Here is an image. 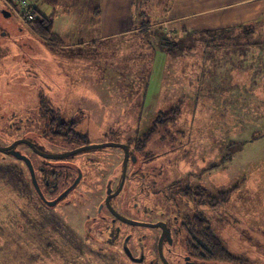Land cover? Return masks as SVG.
Segmentation results:
<instances>
[{
	"label": "rangeland",
	"instance_id": "374dc122",
	"mask_svg": "<svg viewBox=\"0 0 264 264\" xmlns=\"http://www.w3.org/2000/svg\"><path fill=\"white\" fill-rule=\"evenodd\" d=\"M98 1L33 0L44 14H54L59 45L32 34L15 18L25 27L17 30L22 33L17 46L21 57L33 59L18 68L11 58L0 95L12 98L4 106L26 110L44 93L83 118L80 128L94 144L118 142L125 131L145 129L158 112L177 108L175 125L166 128L178 142L159 141V134L154 141V154L165 144L176 155L151 160L149 165L160 159L171 162L157 189L173 192L170 200L183 213L193 203L186 205L178 191L195 182L194 175H204L213 192L236 188L227 205L200 208L234 256L246 264H264V23L255 33L241 28L216 36L198 30L174 33L165 24L138 31L142 20L170 16L173 0H134L132 30L103 37ZM0 5L5 7L1 0ZM139 10L145 14L136 16ZM121 24L117 26L127 28ZM168 38L186 46L180 52L183 62L162 47ZM30 68L37 73L33 80L24 71ZM72 145L67 143L66 150ZM115 149L99 148L75 158ZM71 159L63 162L69 167ZM13 161L22 164L0 159V264H122L85 237L89 201L83 200L78 215L37 207L26 197L27 171H17ZM90 211L96 214L94 208Z\"/></svg>",
	"mask_w": 264,
	"mask_h": 264
},
{
	"label": "flooded vegetation",
	"instance_id": "af4514ba",
	"mask_svg": "<svg viewBox=\"0 0 264 264\" xmlns=\"http://www.w3.org/2000/svg\"><path fill=\"white\" fill-rule=\"evenodd\" d=\"M1 2L5 7L0 5V92L2 85L7 84V80L3 82V76L8 71L11 58L16 60L18 68L25 63L30 64L33 59H22L21 47H17L22 37L18 31L22 32L26 26L16 24L17 17L3 0ZM30 32L48 43L59 45L36 31ZM22 40L26 42V39ZM32 68L24 71L33 80L37 73ZM11 98L0 95V159L9 160L10 157L22 163L13 161L17 171L24 168L27 171L24 188L31 203L45 211L57 209L64 214L74 212L78 215L83 200L89 201L86 211L94 208L96 214L85 211L86 215L89 214L85 237L93 241L97 251L117 257V260L123 261L122 264L206 263L199 255L193 235V218L198 213L204 214L201 206L183 191H178L186 205L194 204L190 206L191 211L180 213L178 204L170 200L173 194H169L164 187L157 189L164 168L170 167L171 162L167 160L170 162L167 165L160 159L149 165L157 157L175 158L176 155L170 153V145L160 144L162 151L159 149V153L154 154L157 149L154 141L142 143L141 137L137 136L138 130L132 134L125 131L123 139L107 142L128 146L126 167L123 146L95 147L66 157H52L94 144L87 141L80 128L83 118L67 112L65 106L44 93L39 95L35 106L26 107V110H18L12 103L4 106ZM78 141L82 143L78 144ZM67 143L73 145L66 150ZM107 147L117 149L110 153L108 150L96 152L83 159L75 158L79 154ZM68 158H72L69 167L63 162ZM202 177L194 175L195 182L187 183L181 190L198 185L209 192L210 182H204ZM151 189L154 193H149ZM136 228H140L139 231Z\"/></svg>",
	"mask_w": 264,
	"mask_h": 264
},
{
	"label": "trees",
	"instance_id": "16d2710c",
	"mask_svg": "<svg viewBox=\"0 0 264 264\" xmlns=\"http://www.w3.org/2000/svg\"><path fill=\"white\" fill-rule=\"evenodd\" d=\"M144 1V0H142ZM99 9H96L98 12ZM34 11L37 13V18L32 21L33 29L42 37L49 39L53 42L57 41L61 43L60 37L54 32V14L46 15L42 11H40L36 6H34ZM145 12L139 10V14L136 16H142ZM264 23L261 21H252L249 24L236 26V27H226L223 29H216V30H208L202 31L207 35H224L226 33H230L231 30H246L248 33H254L257 29L261 27ZM163 27L162 21H150V20H142L141 25L138 26V31H147L150 28H160ZM165 39L162 42V47L166 50L167 53L170 55L178 57L177 59L181 62L184 61V57H180V52L184 51L186 46H183L179 40H169ZM179 110L177 108H172L168 111H160L151 119L150 125L145 127V129L138 128L137 136L141 137L140 141L142 143H148L155 141L156 137L159 136V141H168L170 142L171 146L173 143L177 141L176 134H172V132L167 130V126H173L176 123L178 118ZM142 127V126H141ZM163 128V129H162ZM178 133V130L176 131ZM170 134V135H169ZM180 134V133H179ZM133 140V139H132ZM87 142V141H83ZM173 142V143H172ZM178 142V141H177ZM165 143V142H164ZM167 143V142H166ZM139 144V143H138ZM143 148V147H142ZM174 186V185H173ZM213 190L215 187H211ZM185 195L190 196L193 200L197 203L200 207L202 204H209L211 207H216L219 205H227L228 202L232 199V194L236 191V188L232 189H217V192L207 191V189H203L202 187L196 186H189L183 190ZM180 193V192H179ZM170 194H173L170 193ZM193 235L195 240V245L199 248V255L201 259L205 262H231V263H240L244 264L246 260L243 258H237L234 254L224 245L222 239L209 223L206 215L198 213L197 216L193 218ZM198 253V252H196ZM246 264V263H245Z\"/></svg>",
	"mask_w": 264,
	"mask_h": 264
},
{
	"label": "crops",
	"instance_id": "0c3cea01",
	"mask_svg": "<svg viewBox=\"0 0 264 264\" xmlns=\"http://www.w3.org/2000/svg\"><path fill=\"white\" fill-rule=\"evenodd\" d=\"M133 5L134 0L98 1L103 29H106L103 37L122 35L132 30ZM169 10L170 16L160 20L174 33L204 32L264 21V0H173ZM118 23H122L121 26L126 23L127 28L117 26Z\"/></svg>",
	"mask_w": 264,
	"mask_h": 264
},
{
	"label": "built area",
	"instance_id": "2783aa9c",
	"mask_svg": "<svg viewBox=\"0 0 264 264\" xmlns=\"http://www.w3.org/2000/svg\"><path fill=\"white\" fill-rule=\"evenodd\" d=\"M17 19L34 31L32 21L37 18L33 0H3Z\"/></svg>",
	"mask_w": 264,
	"mask_h": 264
},
{
	"label": "water",
	"instance_id": "95a60500",
	"mask_svg": "<svg viewBox=\"0 0 264 264\" xmlns=\"http://www.w3.org/2000/svg\"><path fill=\"white\" fill-rule=\"evenodd\" d=\"M103 146H123L125 148V151H126V159H125V167H126L127 159H128V156H129V148H128L127 145H124V144H121V143H116V142H107V143H101V144L86 145V146L79 147V148H77L75 150H72V151H68V152L61 153V154H54V155H51V156L52 157H66V156H69V155H71L73 153H76L78 151H81V150L95 148V147H103ZM124 179H125V174H124L123 182H124Z\"/></svg>",
	"mask_w": 264,
	"mask_h": 264
}]
</instances>
